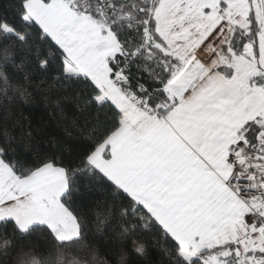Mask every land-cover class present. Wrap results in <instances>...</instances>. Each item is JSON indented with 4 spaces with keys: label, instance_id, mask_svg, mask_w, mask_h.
<instances>
[{
    "label": "snow or ice",
    "instance_id": "6c2138e0",
    "mask_svg": "<svg viewBox=\"0 0 264 264\" xmlns=\"http://www.w3.org/2000/svg\"><path fill=\"white\" fill-rule=\"evenodd\" d=\"M0 264H264V0H0Z\"/></svg>",
    "mask_w": 264,
    "mask_h": 264
},
{
    "label": "trees",
    "instance_id": "16d2710c",
    "mask_svg": "<svg viewBox=\"0 0 264 264\" xmlns=\"http://www.w3.org/2000/svg\"><path fill=\"white\" fill-rule=\"evenodd\" d=\"M39 115H40V113L38 112V113H37V116L39 117Z\"/></svg>",
    "mask_w": 264,
    "mask_h": 264
}]
</instances>
